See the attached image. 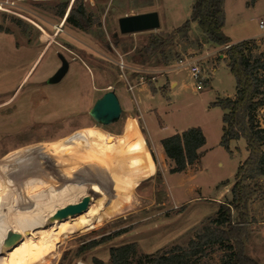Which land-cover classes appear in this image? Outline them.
I'll list each match as a JSON object with an SVG mask.
<instances>
[{
  "label": "rangeland",
  "instance_id": "374dc122",
  "mask_svg": "<svg viewBox=\"0 0 264 264\" xmlns=\"http://www.w3.org/2000/svg\"><path fill=\"white\" fill-rule=\"evenodd\" d=\"M245 1L238 0L240 8L244 3L239 12L229 5L226 31L234 39L263 31L264 0L254 10ZM194 2L0 0V246L9 230H17L16 223L25 227V233L17 230L23 234L17 247L41 240L30 251L12 250L11 259L0 264H26L44 257L43 264H95V258L115 264L111 247L129 243L136 244V251L128 264H149V258L186 249L200 231L215 227L220 203L232 200L235 174L249 153L243 137L232 140L230 150L220 144L225 110L212 103L234 96L237 89L225 59L206 60L200 90L187 69L174 68L180 58L215 48L195 21L189 31L177 32L172 39L175 29L191 19ZM73 7L84 9V29L67 20ZM150 11L159 13V28L120 31L121 17ZM154 37L164 41L158 50L152 46ZM251 42L253 53L264 52V36ZM61 54L70 62L69 71L60 82L50 83L62 64ZM107 88H118L121 102L124 88L135 113L124 102L118 121L96 120L92 109ZM258 118L264 124V108ZM159 120H164V127ZM146 125L156 130L153 140ZM192 126L203 128L208 151L200 163L173 173L174 162L163 160L153 143L163 149L161 137ZM110 136L112 143L107 141ZM72 154L77 157L62 161ZM109 178L116 183L111 186ZM254 181L260 186L247 203L245 251L264 264V254L258 257L254 242L260 241L259 251H264V224L254 227L264 223V176ZM129 186L133 191L128 198ZM22 189L41 194L28 202L41 215L85 195L92 200L81 214L53 221L48 216L43 226H36L28 221L24 204H18ZM123 199V205L108 210ZM233 217L234 222L239 218L236 210ZM55 221H63L67 235L50 240L47 234L55 227L49 224ZM229 245L205 246L190 256V263L227 264Z\"/></svg>",
  "mask_w": 264,
  "mask_h": 264
},
{
  "label": "trees",
  "instance_id": "16d2710c",
  "mask_svg": "<svg viewBox=\"0 0 264 264\" xmlns=\"http://www.w3.org/2000/svg\"><path fill=\"white\" fill-rule=\"evenodd\" d=\"M249 2L253 5L257 0H249ZM66 6L67 4L62 6L60 16L64 15ZM67 20L84 29L86 26L84 9L73 7ZM192 21L198 23L207 41L220 46L230 45L226 49V54L229 60L228 66L236 78V94L234 97L218 98L212 104L225 110L220 144L230 150L231 141L243 137L247 141L249 155L240 163L235 174L232 200L225 204L220 203L218 215L212 223L215 227H206L200 231L186 249L173 250L149 258V264H191L190 256L201 252L203 247L225 242L230 244L232 249L227 264H261L246 253L245 241L249 237L247 203L260 186V183L254 179L264 176V124L258 118V112L264 108V52L253 53L251 39L232 43L231 38L224 32L225 0H195L191 19L175 29L172 39L177 32L189 31ZM163 45V40L153 38L154 50H158ZM161 143L167 156L174 161L171 172L176 173L185 171L201 159L207 137L201 126H192L163 138ZM132 191V187L126 188L128 198ZM126 200L123 199L108 210L120 207ZM235 210L239 214L236 222L233 220ZM135 249V243L111 247L112 261L115 264H128L129 257L136 251ZM46 261L47 257H44L26 264H43ZM95 264H103V261L95 258Z\"/></svg>",
  "mask_w": 264,
  "mask_h": 264
},
{
  "label": "water",
  "instance_id": "95a60500",
  "mask_svg": "<svg viewBox=\"0 0 264 264\" xmlns=\"http://www.w3.org/2000/svg\"><path fill=\"white\" fill-rule=\"evenodd\" d=\"M160 15L157 11L144 12L133 15H126L119 19V27L122 33H132L145 30H153L160 27ZM62 64L58 70L49 78L50 83L60 82L67 74L70 68V62L64 55H60ZM122 106L115 90H108L99 98L92 109V115L101 123L110 124L118 121V118L122 111ZM81 206L78 203H67L66 205L59 207L54 216L50 217V221L55 219H66L70 215L79 213ZM16 232V231H15ZM7 241L13 237H18L19 233L9 232Z\"/></svg>",
  "mask_w": 264,
  "mask_h": 264
},
{
  "label": "bare ground",
  "instance_id": "6f19581e",
  "mask_svg": "<svg viewBox=\"0 0 264 264\" xmlns=\"http://www.w3.org/2000/svg\"><path fill=\"white\" fill-rule=\"evenodd\" d=\"M1 7V6H0ZM122 113H123V110L121 111V114H120V116H119V118H118V120L120 119V117H121V115H122ZM112 137L110 136L109 137V139L107 140L109 143H112L113 142V140L111 139ZM114 139V138H113ZM92 140V139H91ZM91 147V146H90ZM88 151V150H87ZM77 157V155L76 154H72V155H68V157H65V158H63L62 159V161L64 162V161H66V160H68V159H73V158H76ZM86 160V159H85ZM79 161V160H78ZM67 173V172H66ZM36 177V176H35ZM65 177V176H64ZM58 178V177H57ZM24 179V178H23ZM38 179V178H37ZM37 179H36V181H37ZM19 181H21V182H23V180H22V178L21 179H18ZM101 180V179H100ZM35 181V180H34ZM39 181V180H38ZM109 181L111 182V186H112V184H114V183H116V181H115V178H109ZM26 182H27V180H26ZM25 183V182H24ZM23 184V183H22ZM28 184V183H27ZM24 185V184H23ZM26 185V184H25ZM24 185V186H25ZM24 186H23V189H24ZM102 186V185H101ZM22 187V186H21ZM114 187V186H113ZM99 188V187H98ZM21 190L20 191V199H18L19 200V202H18V204L20 205V203L23 205V206H21V208L23 209H25L26 208V212L28 211L29 213L27 214L28 216H27V219H28V221H30V224L31 225H36V226H43L44 225V223H45V221H46V219L48 218V216H54L55 215V213H47V214H45V215H41V214H39L38 213V211H37V209H32L31 210V208H30V206H29V203L28 202H30V201H34V200H37L39 197H41V194H33V195H29L26 191H24V190ZM107 189H108V187H107ZM26 190V189H25ZM13 192V188H11L10 189V196H14L13 194H11ZM62 192V191H61ZM124 192V191H123ZM19 193V192H18ZM22 195V196H21ZM16 197V196H15ZM14 198V197H13ZM17 198V197H16ZM31 198V199H30ZM91 200H92V196L91 195H85V196H83L82 197V199L80 200V201H77V202H74V203H78L80 206H81V210H80V212L79 213H77V214H74V215H78V214H81V213H83V212H85L88 208H89V206L91 205ZM21 201V202H20ZM13 203V202H12ZM11 205V204H10ZM13 205V204H12ZM56 212V211H55ZM26 214V213H25ZM52 214V215H51ZM21 216V215H20ZM26 216V215H25ZM70 216H73V215H70ZM70 216H68V217H70ZM50 217H49V219L48 220H50ZM67 217V218H68ZM9 220V219H8ZM13 221V220H12ZM17 221V220H16ZM28 221H27V223H28ZM14 222V221H13ZM61 223H63V221H55V222H53V223H51V224H49V226H52V227H55L51 232H49L48 234H47V236H48V239H50V240H52V239H56L57 240V238H61V237H63V236H65V235H67V229H66V226H64V225H61ZM6 224V223H5ZM12 224H14V223H12ZM48 225V224H47ZM15 226V228L17 229V230H20V232L21 233H25V227H24V225H22V224H14L13 225V227ZM17 230H14V228H13V230H9L8 232H7V234H6V236L4 237V241H3V245H1L0 246V262H4V261H8L9 259H11V257L13 256V254H12V250H15V251H18L19 253H23V252H27V251H30L31 249H33L34 247H36L37 245H39V243L41 242V240H28L27 242H25L23 245H21V246H19V247H17L18 245H20L21 244V242H22V240H21V238H22V235H21V233H19ZM10 231H12V233H19L20 235L18 236V237H13V240H12V238L9 240L10 242L8 243L7 241H5V240H7V238H8V235H10ZM16 231V232H15ZM27 231V230H26ZM2 233V232H1ZM1 239V238H0ZM0 241H2V240H0ZM2 244V243H1ZM16 247V248H15ZM14 248V249H13ZM9 249V250H8Z\"/></svg>",
  "mask_w": 264,
  "mask_h": 264
},
{
  "label": "crops",
  "instance_id": "0c3cea01",
  "mask_svg": "<svg viewBox=\"0 0 264 264\" xmlns=\"http://www.w3.org/2000/svg\"><path fill=\"white\" fill-rule=\"evenodd\" d=\"M258 2H259V0H257V2L255 3V4H253V5H251L250 4V2H249V0H247V1H245V5H246V7L250 10H254V9H256V7H257V4H258ZM243 4L244 3H242L241 4V8H244V6H243ZM229 5H231L232 7H235V9H236V11L237 12H239L240 10L239 9H241L240 8V4H239V2H238V0H225V11H226V23H225V27H224V32L226 33V35H228L230 38H231V40H232V43H237V42H240V41H244V40H250V39H253V38H257V37H260V36H264V28H261V29H263V31H261L259 34H251V35H249V36H245V37H240V38H233L231 35H229V33H227V31H226V28H227V26L229 25ZM239 8V9H238ZM237 15L239 16V14L237 13ZM207 41V40H206ZM209 42V41H208ZM210 43V42H209ZM213 45H214V51H218V50H220L218 53H215L214 55H212V58H214L215 60L216 59H219V58H222V59H225V61H226V63L228 64V62H229V60H228V57H227V54H226V49H223V46H220V45H217V44H215V43H213V42H211ZM223 50V51H222ZM213 59V60H214ZM214 60V61H215ZM215 64V63H214ZM159 78V77H158ZM177 84V82L175 81V82H173L172 84H171V86H172V88L175 86ZM147 84L146 83H143L142 84V86H146ZM142 86H139V87H142ZM138 87V88H139ZM107 90H109V88H107L106 89V91L105 92H107ZM124 90V88H122V90H121V94H122V96H123V100H122V102L120 101V103H121V106L123 105V104H125V103H127V108L128 109H130L131 111H132V114H134L135 113V107H134V105L132 104V99L128 96V94L125 92V91H123ZM119 90H118V88L115 90V92L117 93ZM134 91V90H133ZM157 90H155V92H156ZM236 94V93H235ZM235 94H234V96H235ZM118 95V94H117ZM153 96V95H152ZM234 96H228V97H234ZM118 98H119V96H118ZM120 100V99H119ZM125 102V103H124ZM138 106H139V108L141 109L142 108V104L140 103V102H138ZM122 109H123V107H122ZM142 110V109H141ZM155 113H156V110H155ZM156 115L158 116V113H156ZM142 116H144V118L146 119V117H145V113L143 112V114H142ZM147 121V120H146ZM148 123V122H147ZM159 125H160V127H164L165 126V123H164V120L162 121V120H159ZM223 125H224V123H223ZM146 126H148V129H149V133H150V136H151V139L153 140V138H154V134H155V131L156 130H154L153 128H151L149 125H146ZM187 128H189V127H186L185 129H187ZM162 129V128H161ZM184 128L183 129H173L172 130V133H170V135H172V134H175V133H177V132H182L183 130H185ZM157 132H159V128L157 129ZM223 132V131H222ZM169 135V136H170ZM166 137V136H165ZM164 136L163 137H161L160 138V143H161V140L163 139V138H165ZM207 137V136H206ZM154 146H155V148H156V150H157V152L159 153V155H161V157H162V159L164 160L165 159V157H167L171 162H174L171 158H169L168 156H167V154H166V152H165V149H164V147H163V149L160 147V149L158 148V146H157V144H156V141H154ZM162 144V143H161ZM207 145H208V137H207V143L203 146V151H204V154H203V156L205 155V153L208 151V148H207ZM163 146V145H162ZM246 149H247V141H246ZM248 151V150H247ZM249 153V152H248ZM203 156L201 157V159L198 161V162H196L195 164H192V165H190L189 167H191V166H194V165H196V164H198V163H200L201 162V160H202V158H203ZM248 157V156H247ZM244 161V160H243ZM188 167V168H189ZM187 168V169H188ZM186 169V170H187ZM228 186V185H227ZM226 186V187H227ZM228 188V187H227ZM227 190H229V188L227 189ZM261 222H264V221H261ZM261 224H264V223H256V224H254V227H257V226H259V225H261ZM261 241H264V240H261ZM254 242H256L258 245L256 246V251H257V254H258V257H260V254H264V251H259V248H261V244H260V241H254ZM249 244H250V242H249ZM251 245V244H250ZM260 252H263V253H260ZM250 256V255H249ZM254 257V256H253ZM252 257V258H253ZM255 259V258H254ZM257 260V259H256ZM258 261V260H257Z\"/></svg>",
  "mask_w": 264,
  "mask_h": 264
},
{
  "label": "built area",
  "instance_id": "2783aa9c",
  "mask_svg": "<svg viewBox=\"0 0 264 264\" xmlns=\"http://www.w3.org/2000/svg\"><path fill=\"white\" fill-rule=\"evenodd\" d=\"M261 28H264V21L261 20L260 22ZM230 45L223 46V49H227ZM218 51H212L207 52L205 54L201 53L197 56H187L185 58H180L179 61H177L176 66L174 68L176 69H187L190 73V76L194 79L196 82V88L198 90L202 89V84L204 82V77L202 75L203 73V66L207 59L211 58L212 55L215 53H218ZM123 65V64H122ZM154 80H156L155 77H152ZM142 81L144 80V77H141Z\"/></svg>",
  "mask_w": 264,
  "mask_h": 264
}]
</instances>
